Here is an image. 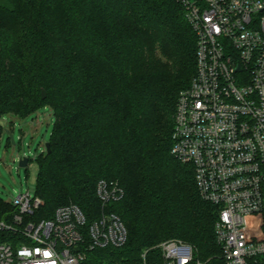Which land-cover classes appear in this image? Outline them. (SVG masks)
Masks as SVG:
<instances>
[{
	"label": "trees",
	"instance_id": "obj_1",
	"mask_svg": "<svg viewBox=\"0 0 264 264\" xmlns=\"http://www.w3.org/2000/svg\"><path fill=\"white\" fill-rule=\"evenodd\" d=\"M196 69L197 35L178 0H0V117L54 112L51 150L36 159L38 216L76 204L90 224L104 211L98 181L123 188L105 210L127 240L97 248L92 264H158L156 246L172 239L201 264H225L217 207L172 153L179 94ZM12 208L0 200V218Z\"/></svg>",
	"mask_w": 264,
	"mask_h": 264
},
{
	"label": "built area",
	"instance_id": "obj_2",
	"mask_svg": "<svg viewBox=\"0 0 264 264\" xmlns=\"http://www.w3.org/2000/svg\"><path fill=\"white\" fill-rule=\"evenodd\" d=\"M178 1L197 35V69L179 94L172 153L194 166L201 196L217 207L225 264H264V0ZM97 194L104 211L88 224L76 204L41 217L43 199L19 193L0 218V264H92L97 248L122 246L127 228L105 208L123 188L101 179ZM156 247L158 264H201L188 242Z\"/></svg>",
	"mask_w": 264,
	"mask_h": 264
},
{
	"label": "rangeland",
	"instance_id": "obj_3",
	"mask_svg": "<svg viewBox=\"0 0 264 264\" xmlns=\"http://www.w3.org/2000/svg\"><path fill=\"white\" fill-rule=\"evenodd\" d=\"M54 121V112L47 105L24 119L11 114L0 117V124L12 131L16 141V144L9 141L5 129L0 133V200L11 204L28 189L36 193V159L46 149ZM20 154L31 159L28 167L19 165Z\"/></svg>",
	"mask_w": 264,
	"mask_h": 264
},
{
	"label": "water",
	"instance_id": "obj_4",
	"mask_svg": "<svg viewBox=\"0 0 264 264\" xmlns=\"http://www.w3.org/2000/svg\"><path fill=\"white\" fill-rule=\"evenodd\" d=\"M46 96H47L46 90L42 89V98H46ZM5 132L8 134L12 144H16V141H15V138H14V135H13L12 131L9 128H5ZM46 149H47V152H50V150H51V143L50 142L46 143ZM28 162H29V157L24 156L19 161V165L22 166V167H26Z\"/></svg>",
	"mask_w": 264,
	"mask_h": 264
}]
</instances>
